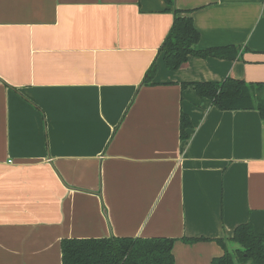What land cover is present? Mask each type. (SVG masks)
I'll use <instances>...</instances> for the list:
<instances>
[{
	"label": "crops",
	"instance_id": "0c3cea01",
	"mask_svg": "<svg viewBox=\"0 0 264 264\" xmlns=\"http://www.w3.org/2000/svg\"><path fill=\"white\" fill-rule=\"evenodd\" d=\"M175 10L196 50L237 59L167 70ZM227 78L264 95V0H0V264H62L63 240L112 237L175 239V264H211L239 225L264 234V117L191 86Z\"/></svg>",
	"mask_w": 264,
	"mask_h": 264
},
{
	"label": "trees",
	"instance_id": "16d2710c",
	"mask_svg": "<svg viewBox=\"0 0 264 264\" xmlns=\"http://www.w3.org/2000/svg\"><path fill=\"white\" fill-rule=\"evenodd\" d=\"M173 6V0H165ZM175 19L164 40L160 53L167 70L181 69L190 57L234 61L239 49L234 46L196 50L201 34L195 28L190 12L175 10ZM157 73L154 62L144 84H152ZM197 95L208 99L220 111L258 110L264 117L263 86L227 78L222 83H194ZM192 122L185 113L181 116V139H189ZM205 239H183L193 244ZM175 239L169 238H108L97 240L67 239L61 243L62 264H175ZM224 254L211 264H264V234H257L251 223L239 225L231 239L217 240Z\"/></svg>",
	"mask_w": 264,
	"mask_h": 264
}]
</instances>
